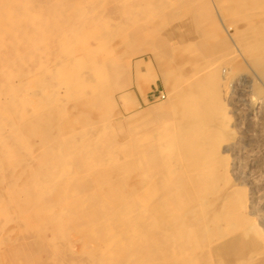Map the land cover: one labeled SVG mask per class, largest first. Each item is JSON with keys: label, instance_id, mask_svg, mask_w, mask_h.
Listing matches in <instances>:
<instances>
[{"label": "rangeland", "instance_id": "obj_1", "mask_svg": "<svg viewBox=\"0 0 264 264\" xmlns=\"http://www.w3.org/2000/svg\"><path fill=\"white\" fill-rule=\"evenodd\" d=\"M0 264H264V0H0Z\"/></svg>", "mask_w": 264, "mask_h": 264}, {"label": "bare ground", "instance_id": "obj_2", "mask_svg": "<svg viewBox=\"0 0 264 264\" xmlns=\"http://www.w3.org/2000/svg\"><path fill=\"white\" fill-rule=\"evenodd\" d=\"M254 40V39H253ZM67 41V40H66ZM251 41V40H250ZM111 44V43H110ZM254 45V44H253ZM51 48V47H50ZM55 52V51H54ZM56 52H57V50H56ZM55 54V53H54ZM50 63V62H49ZM14 73V72H13ZM29 78V77H28ZM46 78V77H45ZM16 80V79H15ZM109 82V81H108ZM42 104V103H41ZM169 104V103H168ZM160 108H162V106L160 105L159 106ZM26 109V108H25ZM165 109V108H164ZM173 124V123H172ZM173 126V125H172ZM44 148V147H43ZM54 149V148H53ZM23 159H24V157H22ZM43 159V158H42ZM181 162V161H180ZM3 163V162H2ZM215 165V164H214ZM35 166V165H34ZM64 169V168H63ZM31 173V172H30ZM18 175V174H17ZM16 182V181H15ZM52 182V181H51ZM29 184V183H28ZM50 184V183H49ZM14 191V190H13ZM5 192V191H4ZM9 192V191H8ZM228 192V191H227ZM7 194V193H6ZM9 194V193H8ZM8 196V195H7ZM36 197V196H35ZM163 197V196H162ZM14 198V197H13ZM213 200V199H212ZM126 201V200H125ZM17 202V201H16ZM208 203V202H207ZM199 205V204H198ZM113 206H115V205H113ZM154 206V205H153ZM32 207V206H31ZM246 207V206H245ZM154 208V207H153ZM213 210V209H212ZM207 212V211H206ZM24 213V212H23ZM205 213V212H204ZM172 214V213H171ZM202 214V213H201ZM153 216V215H152ZM160 216V215H159ZM31 217V216H30ZM203 220V219H202ZM11 221V220H10ZM5 222V221H4ZM248 222V221H247ZM246 222V223H247ZM6 225V224H5ZM19 227V226H18ZM10 232V231H9ZM6 235H7V233H6ZM211 235V234H210ZM8 247V246H7ZM60 249V248H59ZM10 251V250H9ZM2 252V251H1ZM11 252V251H10ZM53 252V251H52ZM211 252V251H210ZM54 253V252H53ZM191 254V253H190ZM249 260V259H248ZM75 262V261H74ZM9 263V262H8Z\"/></svg>", "mask_w": 264, "mask_h": 264}]
</instances>
